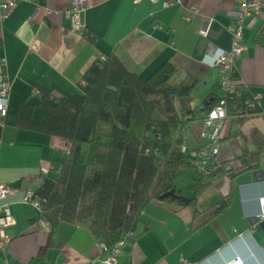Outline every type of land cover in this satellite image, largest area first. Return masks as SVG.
Instances as JSON below:
<instances>
[{
	"label": "crops",
	"instance_id": "obj_1",
	"mask_svg": "<svg viewBox=\"0 0 264 264\" xmlns=\"http://www.w3.org/2000/svg\"><path fill=\"white\" fill-rule=\"evenodd\" d=\"M16 1L6 18L0 8V61L6 63L3 73L12 84L8 123L0 139V183L13 189L4 203L16 220L6 229L13 240L0 248V264H41L37 257L42 248L54 264H82L103 255L100 242L70 223L55 229L48 222L44 226L41 210L24 202L26 191H36L45 180L41 166L62 165L70 144L63 137L13 125L20 102L29 96L35 114L41 116L39 86L79 93L87 69L110 55L144 78L169 61L181 76L190 74L197 80L195 106L209 97H222L224 72L210 60L217 51L231 48L228 27L234 21L230 14L234 0H177L168 6L164 0H86L83 31H75L64 14L72 0ZM263 20L264 13L245 19L244 49L235 59L237 81L247 86L261 110L241 125L250 150L264 139ZM207 26L209 33L204 36L201 30ZM230 129L226 120L217 158L230 163L231 172L210 182L193 204L152 200L118 264H182L185 259L195 264H228L237 258L243 264H264V219L258 218L264 198L260 173L264 154L258 166L243 168V141L229 137ZM206 130L205 122H197L186 131L189 152L209 147L203 135ZM187 173L188 193L182 194L191 197L189 186L197 173ZM227 198L230 205L217 212Z\"/></svg>",
	"mask_w": 264,
	"mask_h": 264
},
{
	"label": "trees",
	"instance_id": "obj_2",
	"mask_svg": "<svg viewBox=\"0 0 264 264\" xmlns=\"http://www.w3.org/2000/svg\"><path fill=\"white\" fill-rule=\"evenodd\" d=\"M85 34L95 39L94 34ZM233 78L239 79L236 72ZM196 85L192 75L181 76L169 61L144 78L110 55L87 69L79 93L39 86L41 116L35 114L36 105L29 96L25 97L13 125L60 136L70 144L67 160L51 168L35 191L41 201V218L54 229L66 222L88 230L106 246V253L128 235L130 243L152 200L195 203L210 182L231 169L221 163L211 175H202L194 168L189 151L182 150L185 133L193 124L205 122L222 100L227 107L225 121L231 124L229 137L243 141V168L258 166L264 139L250 150L241 130L246 119L261 112L247 86L240 83L234 93L209 97L195 106ZM189 170L197 176L189 186L192 196L185 197L177 182ZM171 190L177 196L161 198ZM219 204L217 212L228 207L230 199ZM37 259L54 264L46 248Z\"/></svg>",
	"mask_w": 264,
	"mask_h": 264
},
{
	"label": "built area",
	"instance_id": "obj_3",
	"mask_svg": "<svg viewBox=\"0 0 264 264\" xmlns=\"http://www.w3.org/2000/svg\"><path fill=\"white\" fill-rule=\"evenodd\" d=\"M140 2L141 0H135ZM156 1V0H153ZM16 0H0V8L2 10V18H6L11 8L16 5ZM177 0H164V6L174 4ZM234 9L230 11L234 21L229 25L228 29L232 36V45L229 50L217 51L215 55L211 57L210 63L212 66H220L223 69V83L222 87L225 93H234L238 90L240 82L233 78V74L236 72L235 59L240 57L244 49L243 35H244V21L251 15H262L264 13V5L260 0H234ZM88 7L86 0H72L66 7L64 14L71 21L72 27L75 31H83L85 25L82 21V13ZM264 21V20H263ZM264 25V23H263ZM209 33V27H205L201 30V34L207 36ZM102 57L101 59H103ZM6 63L0 61V126H5L8 121L9 114V101L11 96L12 84L8 77L3 73ZM227 117V107L225 100H222L209 114L205 120L207 130L204 132V137L208 141L209 147H203L195 149L189 152L193 166L199 172L208 176L221 167V162L218 160V154L221 148V132ZM183 151H187V146H182ZM69 154V150H68ZM225 169H231L230 163L225 164ZM41 173L47 175L51 167L48 165H42ZM13 189L6 183H0V248L5 247L11 243L12 236L6 234V229L16 224L15 217L8 203H4V200L11 195ZM24 202L32 204L41 210V201L38 196L35 195V191L28 189L26 191ZM262 211L259 214V219H264V198L261 199ZM42 224H47L46 220H42ZM129 236H126L121 241L117 242L113 248L106 251V246L100 243L103 255H98L82 264H118L119 257L123 254L126 246L129 244ZM182 264H195L185 259ZM228 264H243V260L237 258L236 260Z\"/></svg>",
	"mask_w": 264,
	"mask_h": 264
},
{
	"label": "rangeland",
	"instance_id": "obj_4",
	"mask_svg": "<svg viewBox=\"0 0 264 264\" xmlns=\"http://www.w3.org/2000/svg\"><path fill=\"white\" fill-rule=\"evenodd\" d=\"M190 174H191V172H189ZM189 173H187L186 175H184V176H182L179 180H178V185H179V187L182 189V193H188V189H187V187H188V185H189ZM193 173V172H192Z\"/></svg>",
	"mask_w": 264,
	"mask_h": 264
},
{
	"label": "water",
	"instance_id": "obj_5",
	"mask_svg": "<svg viewBox=\"0 0 264 264\" xmlns=\"http://www.w3.org/2000/svg\"><path fill=\"white\" fill-rule=\"evenodd\" d=\"M260 173L264 176V172L260 171ZM168 196L175 197V196H177V195H176V193H175L174 190H171V191H169V192L163 194V195L161 196V198L163 199V198H166V197H168ZM257 220H259V219H257Z\"/></svg>",
	"mask_w": 264,
	"mask_h": 264
}]
</instances>
